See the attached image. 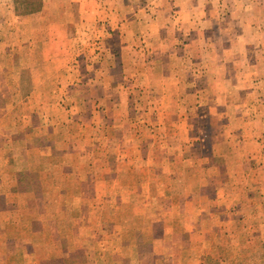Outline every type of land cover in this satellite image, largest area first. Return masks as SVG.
Instances as JSON below:
<instances>
[{"label": "rangeland", "instance_id": "374dc122", "mask_svg": "<svg viewBox=\"0 0 264 264\" xmlns=\"http://www.w3.org/2000/svg\"><path fill=\"white\" fill-rule=\"evenodd\" d=\"M121 1L0 0V264H264V5Z\"/></svg>", "mask_w": 264, "mask_h": 264}, {"label": "crops", "instance_id": "0c3cea01", "mask_svg": "<svg viewBox=\"0 0 264 264\" xmlns=\"http://www.w3.org/2000/svg\"><path fill=\"white\" fill-rule=\"evenodd\" d=\"M114 4L111 7L105 8V4H102L101 0H69L67 2V4L65 5L66 7L64 8V18L61 19V17H59L57 14L61 11H63V9H59L58 6L54 7L52 4V7H49L48 4L45 2V0H42V5H41V9L40 11L30 14V15H26V16H22V17H16V21H22V22H32V21H36L37 25L39 24V21H44L47 18H45V14L48 13L49 18H51L53 21L50 25H48V28L46 30H48L49 33V38H48V44H57L58 42L60 43L59 38L56 37V34L52 35L51 34V30H60V36L62 35V37H64L63 40L66 41V43L69 45L70 43H72L75 39L74 37L69 38L68 36H65L66 31L68 29H74V31L76 30L77 27H80V24H82L83 21H87V22H99L102 21V16H107L108 14L112 13L113 15H115L117 12L121 13L122 16H124L123 20L125 19V21L127 22H132L135 21V17L136 16V7L131 6L130 8H126L124 1L121 0H113ZM248 1V5L247 3L245 4V9L249 8V6H251L250 4H252V2H256V4H254V9L261 11L263 5H264V0H247ZM53 2V0L51 1ZM229 3V2H228ZM124 4V5H123ZM123 5V6H122ZM77 15V21L74 20V15ZM54 14V16L52 15ZM151 15L153 17L154 14ZM49 19V20H51ZM154 18H152L153 20ZM146 20V19H144ZM104 21V20H103ZM147 21V20H146ZM122 28H120L121 30ZM119 30V28H117V26H115V28L112 30ZM119 33V31L117 32ZM121 35V33H119ZM53 37V38H51ZM35 44H41L42 41L40 42L39 40L34 41Z\"/></svg>", "mask_w": 264, "mask_h": 264}, {"label": "trees", "instance_id": "16d2710c", "mask_svg": "<svg viewBox=\"0 0 264 264\" xmlns=\"http://www.w3.org/2000/svg\"><path fill=\"white\" fill-rule=\"evenodd\" d=\"M14 6H15V11L18 16H26L30 15L33 13H36L40 11L41 9V1L40 0H27V1H22V3H19L17 0H14ZM24 4V5H22ZM23 6L24 8L19 9V6Z\"/></svg>", "mask_w": 264, "mask_h": 264}]
</instances>
